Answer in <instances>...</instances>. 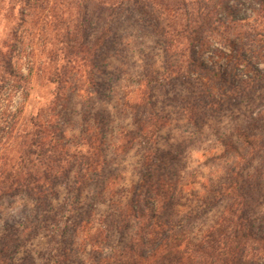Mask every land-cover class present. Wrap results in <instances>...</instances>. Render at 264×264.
<instances>
[{
	"label": "rangeland",
	"instance_id": "1",
	"mask_svg": "<svg viewBox=\"0 0 264 264\" xmlns=\"http://www.w3.org/2000/svg\"><path fill=\"white\" fill-rule=\"evenodd\" d=\"M8 7L9 0H0V48L2 42H10L14 26L15 19L6 15ZM17 8L16 5L14 14ZM84 9L91 35L102 27L98 21L100 17L112 15L107 50L99 54L94 67L85 66L77 74H69L67 83L51 82L53 65L48 64V51L55 39L49 29L40 26L42 16L34 15L17 31L15 63L24 74L30 68L26 84L28 95L24 97L19 92L5 90L0 99V112L21 108V118H27L40 111L51 116V123L66 134L68 140L76 139L88 128L93 137L103 141L99 149L105 163L101 170L90 174L82 195L68 190L73 183L71 173L64 181L53 184L56 196L49 198L52 209L59 210L62 204L66 205L65 210L59 212L61 223H67L68 217L75 213L74 206L91 203V219L96 226L100 224L98 218H107L113 212L112 202L128 201L129 189L140 180L134 167L144 143L139 141L125 152L118 149L122 128L134 129L135 109L131 101L137 99L140 90H147L136 81L145 74L161 73L168 64L188 59L206 64L224 81L227 73H233L236 80L245 78L246 74L254 75L252 66L258 64L264 68V0H130L107 12L92 3ZM63 14L76 18L70 10ZM180 50H183L181 54ZM187 74L190 85L181 84L175 72L170 71L168 75L162 72L164 91L159 87L149 90L153 94L155 113L165 118L164 125L159 122L154 128L152 143L155 153L164 152L166 157L176 160L171 163L169 159H158L157 163L166 166L168 172L184 184L171 209L179 214H195L191 225L186 227L191 234H197L231 202L227 196L222 198L214 193L221 189L222 182L229 181V169L239 166L235 169L236 175L243 180L247 175L257 177V170L264 171V79L259 81L261 88L248 96V101L235 102L228 94L229 105L227 102L220 104L213 114L201 116L195 126L180 114L177 100L206 88L214 93L224 91L226 84L209 80L205 73L195 68H190ZM251 101L255 105H250ZM256 110L261 115L252 128L256 139L252 147H247L241 144L242 139L236 137L233 130L236 126L241 128L246 116ZM224 140L238 147L242 158L227 151L222 144ZM15 142L13 140L11 153L15 152ZM259 186V190L251 191L253 197L249 200L252 216L256 218L253 224L256 232L264 227V177ZM95 192L97 197L93 196ZM224 192H231V189ZM32 204L30 199L18 194L12 205L5 204L8 209L4 208L2 219L5 221L24 207L31 208ZM159 205L153 202L158 211ZM43 234L44 231H40V238L30 244L45 250ZM113 235L112 240H115L116 234Z\"/></svg>",
	"mask_w": 264,
	"mask_h": 264
},
{
	"label": "trees",
	"instance_id": "2",
	"mask_svg": "<svg viewBox=\"0 0 264 264\" xmlns=\"http://www.w3.org/2000/svg\"><path fill=\"white\" fill-rule=\"evenodd\" d=\"M128 1L9 0L6 15L15 20L10 42H2L4 49L0 48V99L7 89L24 97L28 95L26 84L30 68L24 74L15 63L17 31L24 27L28 18L31 21L34 15L42 16L40 26L53 33L55 41L50 43L48 51V64L53 65L50 81L61 85L67 83L69 74H77L85 66L94 67L99 54L107 50L112 15L100 17L98 21L102 27L91 35L85 19L87 4L92 3L107 12ZM13 5L18 7L16 14ZM62 9L70 10L76 18L63 16ZM182 52L180 50V54ZM166 67L162 72L166 75L175 72L184 85L191 83L187 74L190 68L205 73L209 80L226 84L224 91L214 93L205 87L175 101L183 118L195 126L201 116L213 114L220 104L227 102L229 105L228 94L235 102L248 101V96L261 88L259 81L264 79V68L258 64L252 66L254 75L246 74L245 78L236 80L233 73H227L223 78L225 81L215 70L193 59ZM162 72L145 74L136 81V84H143L142 87L145 85L148 91L140 90L137 99L131 101L135 109L134 129L122 128L118 149L125 152L139 141L144 143L134 167L140 180L129 189L131 197L128 201L112 202L113 212L107 218L97 219L103 225L95 226L91 219V203L74 206L75 213L68 217L67 223H61L59 212L64 211L66 205L62 204L59 210L52 209L49 199L56 196L53 184L64 181L71 173L73 183L68 190L82 195L90 174L101 170L105 163L99 149L103 141L93 137L88 128L76 139L68 140L66 134L51 123V116L40 111L27 118H21V108L0 112V264H264V227L260 232L254 231L256 218L249 206L250 197H253L251 191L259 190L263 182V169L257 170V177L247 175L243 180L236 175L235 169L239 166L233 163L234 167L228 170L230 182H222L220 190H213L217 196H227L231 202L197 234H191L186 227L195 219V214H179L171 209L184 184H180L166 166L157 163L158 159L175 163V158L166 157L164 152L155 153L152 143L154 128L159 122L164 125L165 118L155 113L153 94L149 90L162 88L165 82L161 79ZM86 79H91L89 74ZM249 103L255 105L253 101ZM259 114V110L248 114L243 126L234 128L233 133L242 139V145L252 147L256 139L252 128L261 118ZM13 140H16L15 152L11 153ZM222 144L231 154L242 158L239 148L230 140H224ZM226 189L231 192H224ZM18 194L30 199L31 208L24 207L14 215H7L4 221L5 204L12 205ZM93 196L97 197L98 193ZM154 201L160 204L159 211L153 206ZM40 231H44L42 237L46 238L45 250L30 244L40 238ZM114 233L115 240H112ZM29 244L31 247H26Z\"/></svg>",
	"mask_w": 264,
	"mask_h": 264
}]
</instances>
